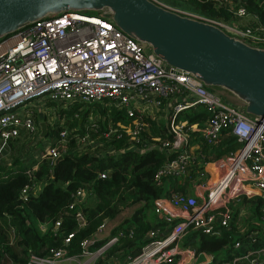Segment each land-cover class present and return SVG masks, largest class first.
Masks as SVG:
<instances>
[{
  "label": "built area",
  "instance_id": "built-area-1",
  "mask_svg": "<svg viewBox=\"0 0 264 264\" xmlns=\"http://www.w3.org/2000/svg\"><path fill=\"white\" fill-rule=\"evenodd\" d=\"M177 12L214 22L252 46H260L264 40L258 33L236 24ZM243 13L239 10V14ZM33 100L100 102L122 108L133 124L118 122L132 141L125 147L143 153L158 146L166 155H172L155 174L157 185L167 184L164 194L153 199L157 223L142 233L138 252L121 259L110 257L109 264H264V246L235 253L225 245L219 257V253L195 243L200 235L218 237L231 228L243 198L264 196V119L254 124L243 104L230 99L227 92L207 86L189 71L161 60L149 45L124 34L101 13L67 11L0 38V147L22 130H36ZM199 106L205 117L190 120L186 110L191 108L197 114ZM90 114V128L96 131L94 121L99 114ZM146 119H152L159 127L149 142L137 145L145 129L151 132ZM106 130L107 140L115 133L121 135L111 123ZM67 134V129H62L59 137L45 147L53 159L60 155L58 146L66 143ZM225 135H233L239 145L221 155L204 150L205 146L219 144ZM102 144L88 132L75 134V149L80 152ZM107 151L113 153L116 149L110 147ZM33 169L35 166L29 173ZM192 172L195 178L190 177ZM106 174L102 170L99 176ZM175 177L181 185L187 179L190 186L186 184V188L192 192L171 186L168 179ZM34 190L25 185L21 197L26 199ZM72 196L68 207L74 209L86 199L87 190L78 187ZM125 218L122 216V221L114 225L118 227L114 233H106L107 242L96 250L91 247L104 237L105 222L81 241L80 253H69L74 236V232H69L62 246L51 248L45 257L32 254L28 264H96L121 237L135 236L132 226L120 225ZM75 219L80 226L86 224L80 208L75 211ZM54 223L57 229L60 219ZM39 226L45 229L46 223ZM242 245L236 238L232 248L240 249ZM8 264H14L12 259Z\"/></svg>",
  "mask_w": 264,
  "mask_h": 264
},
{
  "label": "trees",
  "instance_id": "trees-1",
  "mask_svg": "<svg viewBox=\"0 0 264 264\" xmlns=\"http://www.w3.org/2000/svg\"><path fill=\"white\" fill-rule=\"evenodd\" d=\"M185 9L193 14L225 24H236L242 28L250 29L264 38V0H179ZM244 13L239 14V10ZM97 14L96 12H86ZM258 29V30H257ZM264 46V40L259 43ZM53 104L54 101L51 100ZM65 103V102H63ZM66 107L58 108V118L63 121L50 124L47 122V134L50 138L59 137L62 129H67L66 143L59 145V156H49L48 149H43V157L33 158L28 162L23 155L19 154L0 166V264H5L8 256L14 264H28L32 254L45 257L50 254L51 248L63 245V238L69 232H74L70 242V254L80 253L81 241L94 234L97 228L106 220L115 217L125 208L133 207L132 213L124 219L121 226H132L135 229L133 238H122L126 249H132L142 233L156 222L153 212V199L164 194L166 186L156 183L155 174L159 167L172 155H166L160 147H154L146 152H138L133 147H125L132 143L126 130L118 124H132V118L127 116L122 108L112 105H104L100 102L74 101L65 103ZM83 107L85 109H83ZM197 114L194 110L187 109L185 115L190 120L204 118L206 113L199 106ZM99 114L94 123L97 128L92 130V116L89 111ZM89 112V113H88ZM79 114V117L76 116ZM82 114V120L81 115ZM41 117L35 113L34 120L37 122ZM151 132L146 129L136 141L137 145L143 146L150 141L152 132H156L158 125L151 119ZM111 123L118 127L117 133L109 140L105 137L106 126ZM162 132L166 131L163 127ZM88 132L92 137H98L103 144L94 150L78 151L75 148V134L83 135ZM38 138L34 143L36 146ZM9 143L13 142L9 140ZM43 145V144H38ZM239 142L233 135H225L217 145L205 146L206 152H214L221 155L235 149ZM114 147L116 152L109 153L107 149ZM124 147V150L121 148ZM35 169L29 173V169ZM106 170L105 177L99 176L100 171ZM195 178V173L190 174ZM177 177L169 178L171 186L186 189L190 182L179 184ZM34 188L26 199L21 197V189L25 186ZM87 190L86 199L74 209L68 204L72 200V193L78 188ZM250 215L242 217V224L247 225L245 231L236 230L237 215L240 208L235 210V219L231 222V228L224 230L218 237L200 235L197 246L212 252L222 250L225 245L229 250L238 253L241 249L264 246V196L256 195L246 199ZM136 206V207H135ZM80 208L85 216L86 224L80 226L75 219V211ZM13 218L18 227L16 231V250L10 244V235L6 228L9 219ZM60 219V225L54 229V221ZM255 220V221H254ZM262 220V222H261ZM46 223V228L41 229L39 224ZM125 223V225H124ZM120 227V226H119ZM118 228V227H117ZM117 228L113 229V233ZM254 232L253 236H249ZM236 238L242 241L240 249H233ZM103 239L97 240L92 247L95 249L104 244ZM125 249V250H126ZM139 247L132 254L139 251ZM108 251H114L109 248ZM106 251L105 257H100L97 263L109 264L110 256Z\"/></svg>",
  "mask_w": 264,
  "mask_h": 264
},
{
  "label": "water",
  "instance_id": "water-1",
  "mask_svg": "<svg viewBox=\"0 0 264 264\" xmlns=\"http://www.w3.org/2000/svg\"><path fill=\"white\" fill-rule=\"evenodd\" d=\"M67 11L101 13L161 60L233 95L254 124L264 119V47L154 0H0V38ZM39 125L45 136L47 123Z\"/></svg>",
  "mask_w": 264,
  "mask_h": 264
},
{
  "label": "rangeland",
  "instance_id": "rangeland-1",
  "mask_svg": "<svg viewBox=\"0 0 264 264\" xmlns=\"http://www.w3.org/2000/svg\"><path fill=\"white\" fill-rule=\"evenodd\" d=\"M168 8H171L173 10L176 11H182V12H188L184 5L179 1V0H154ZM220 90V89H219ZM55 104H53L51 102V100H45V101H35L33 100V109L36 114L37 117L38 115L41 117L37 122V128L33 133H29L26 131H21L20 134L13 138L11 141L13 142L12 144L5 143L4 145H2L0 147V166H3L6 162L8 163L9 160H11L12 158H14L15 156L21 154L23 155V157L25 158V160H28V162L33 158H38L37 160L39 161V158L42 154L43 149L47 146V144H49L53 138H50V136H42L40 137V125H39V121L40 120H44L46 123H56L58 121H63L64 118L60 119L57 117L58 114V108L60 107H66V104L61 102V101H57L54 100ZM83 109H85L83 107ZM91 112V110L89 111ZM88 112V113H89ZM81 115V120H82V114ZM79 117V114L76 115ZM166 120V118H165ZM48 131V129H47ZM38 138L41 139V141H38V144H43V145H38L36 146V143H34ZM187 190H189L190 192H192L190 190L189 187L186 188ZM248 201H243V204L240 205V211L237 215L238 221H237V225H236V230L239 231H245L247 229V225H243L242 224V217H244L245 215L247 216L250 215V210L248 208ZM136 207V206H135ZM244 208V209H242ZM134 206L133 207H128L126 208L123 212L121 211L118 215L119 216H123L124 218L129 216L132 211H133ZM255 221V220H254ZM262 222V220H261ZM125 225V223H124ZM6 228L8 230V233L10 235V237L13 239L12 242L10 244H12V246L18 250V246H16V241H17V236H16V231L18 230V227L15 226L13 218L9 219V223H7ZM104 241L107 242L108 237L104 236L102 238ZM122 237L115 243L112 244V246L110 247L111 249H114V251H111V253L109 252V256L114 258V256H117V258L121 259L124 256H126L127 254H131L132 251L130 252V249H126L124 248V244L122 242ZM123 244V246H121ZM93 247H91V250H96V249H92ZM126 249V250H125ZM106 256V255H105ZM11 257L9 256L8 259L5 260V264H8L10 262ZM96 264H104V263H96Z\"/></svg>",
  "mask_w": 264,
  "mask_h": 264
},
{
  "label": "crops",
  "instance_id": "crops-1",
  "mask_svg": "<svg viewBox=\"0 0 264 264\" xmlns=\"http://www.w3.org/2000/svg\"><path fill=\"white\" fill-rule=\"evenodd\" d=\"M223 91V90H222ZM226 92V91H225ZM227 94H228V97L230 98V99H232V100H235V101H239L238 99H236L233 95H231L230 93H228L227 92ZM240 102V101H239ZM242 209H244V208H242ZM121 217L122 216H119L118 214L115 216V217H113V218H111V219H106L104 222H105V228L103 229L104 230V234H103V236H105L106 235V233H113V229L115 228L114 227V225L115 224H117V223H119V222H121L122 220H121ZM125 227V226H124ZM143 238H144V234H142L140 237H139V239H138V241H137V243L136 244H134L132 247V249H130V252L131 251H133L134 249H136V248H140V245H141V242H142V240H143ZM224 251L225 250H220V251H218V252H214V253H219V257L221 256V255H223V253H224Z\"/></svg>",
  "mask_w": 264,
  "mask_h": 264
}]
</instances>
